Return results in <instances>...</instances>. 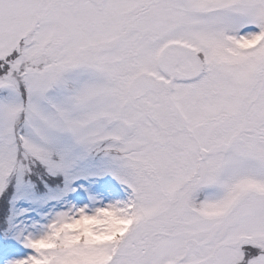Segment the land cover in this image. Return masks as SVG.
<instances>
[{"label": "snow or ice", "instance_id": "obj_1", "mask_svg": "<svg viewBox=\"0 0 264 264\" xmlns=\"http://www.w3.org/2000/svg\"><path fill=\"white\" fill-rule=\"evenodd\" d=\"M0 264H264V0H0Z\"/></svg>", "mask_w": 264, "mask_h": 264}]
</instances>
